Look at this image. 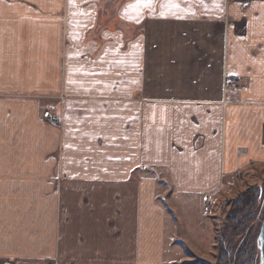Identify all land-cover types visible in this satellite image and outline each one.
<instances>
[{
  "label": "crops",
  "instance_id": "1",
  "mask_svg": "<svg viewBox=\"0 0 264 264\" xmlns=\"http://www.w3.org/2000/svg\"><path fill=\"white\" fill-rule=\"evenodd\" d=\"M166 2L0 0V264L202 260L166 206L264 180V0Z\"/></svg>",
  "mask_w": 264,
  "mask_h": 264
},
{
  "label": "rangeland",
  "instance_id": "2",
  "mask_svg": "<svg viewBox=\"0 0 264 264\" xmlns=\"http://www.w3.org/2000/svg\"><path fill=\"white\" fill-rule=\"evenodd\" d=\"M236 174L238 176H236L235 178L239 179L240 173ZM260 176L264 177V171ZM260 176H257V178ZM257 182L258 179L251 176L250 178L248 177L243 180V185L237 186L236 188L234 187L233 192L229 191L230 194L227 192V190L225 191V193H220V197L215 203L214 210L212 212L205 213L206 216L204 217L201 216L198 212L199 202L198 204H195L193 201L189 200L186 204L187 206L183 207L182 209L175 208L172 204L167 203L169 207L166 206V209L170 214V222H172V224L169 225L168 230L170 226L175 228V237L185 242V244H187L188 246H191V242L189 243L187 241V238H190L191 241L193 240L197 245L205 243V247H203L204 251L206 252V254L204 255V259L201 260L196 258L193 262H195L196 260H200L206 264H217L220 254L219 250L222 249V241L228 242L229 239H231L230 242H232L233 244L232 248H237L238 250H240V254H242L243 257H245L246 255V251L244 250L247 247L248 243L249 246L251 244V246L254 247L257 233L261 228L260 222L261 220H264V216L261 213V206L264 204V180H262L261 182L263 183V187L260 190V196L262 195V199L260 197L259 200L257 199L258 195L256 190L243 197V200L247 201L250 204V207L248 206L247 210L242 214V217L245 218L243 221L244 225L239 227V232H237H241L242 235L233 236V234L235 233L233 231V228L235 230L237 224L226 222L228 220V217H231L232 214L237 212L241 207L240 203L242 202L239 201L238 203H236L238 196L245 191H248L250 188L259 185L256 184ZM258 201H260L261 203H258ZM193 204H195L196 206ZM207 214H209L211 217H209ZM256 214H258L257 219H259V222H252L253 217ZM247 232H249V234L246 235L247 237L245 235L243 236V234H246ZM172 236L173 233L168 237L169 243H171ZM240 242H243V245H238L240 244ZM225 248H227V244Z\"/></svg>",
  "mask_w": 264,
  "mask_h": 264
},
{
  "label": "trees",
  "instance_id": "3",
  "mask_svg": "<svg viewBox=\"0 0 264 264\" xmlns=\"http://www.w3.org/2000/svg\"><path fill=\"white\" fill-rule=\"evenodd\" d=\"M262 187H263V183H260L259 185H256L255 187L250 188L248 191H245L244 193H242V194H240L238 196V198L236 200V203H238L239 201L242 202V203H240L241 204V207L239 206L240 207L239 210L237 212L233 213L231 217H228V220L226 222V223H231V224H237V226H236L237 229L235 228V230H234V228H233V231L235 232L233 234V236H240V235H242L241 232L240 233H237V232H239L238 231L239 230V227H241V226L244 225L243 224V221H244L245 218L242 217V214L247 210V207L248 206L250 207V204L247 201H244L243 200V197H245L246 195L250 194L252 191H255L256 190L257 195H258V198L257 199L259 200V197L262 199V195L260 196V190L262 189ZM260 201H258V203H261ZM250 203H252V202H250ZM257 215L258 214L254 215L252 222L253 221L259 222V219H257ZM260 230H261V228H260ZM260 230L257 233L256 242H255L254 245H258L257 239H258ZM248 234H249V232H247L246 234L244 233L243 236L244 235L246 236ZM230 241H231V239H229L228 242L222 241V249L219 250L220 251V254H219V257H218V263L217 264H244V258L245 257H243V255L240 254V252H241L240 250H238L237 248L236 249H233L232 248V245L233 244ZM226 244H227V248H225L226 247ZM238 245H243V242H240V244H238ZM189 264H206V263H204V262H202L200 260H196L195 262H192V263H189Z\"/></svg>",
  "mask_w": 264,
  "mask_h": 264
},
{
  "label": "snow or ice",
  "instance_id": "4",
  "mask_svg": "<svg viewBox=\"0 0 264 264\" xmlns=\"http://www.w3.org/2000/svg\"><path fill=\"white\" fill-rule=\"evenodd\" d=\"M129 8L135 12L136 17L138 19L139 16L142 14L143 9H149L150 11H152L154 9V4L153 0H136V3L129 5ZM162 8L167 9L169 11L173 9L179 10L180 5L177 0H167V2L162 5ZM125 15H127V12L125 13ZM161 16H164L163 11H161Z\"/></svg>",
  "mask_w": 264,
  "mask_h": 264
},
{
  "label": "flooded vegetation",
  "instance_id": "5",
  "mask_svg": "<svg viewBox=\"0 0 264 264\" xmlns=\"http://www.w3.org/2000/svg\"><path fill=\"white\" fill-rule=\"evenodd\" d=\"M261 213L264 216V204L261 206ZM244 251H246V255L244 258V264H260L261 252L258 249V245H254V247H252L251 244L249 246V243H248Z\"/></svg>",
  "mask_w": 264,
  "mask_h": 264
},
{
  "label": "water",
  "instance_id": "6",
  "mask_svg": "<svg viewBox=\"0 0 264 264\" xmlns=\"http://www.w3.org/2000/svg\"><path fill=\"white\" fill-rule=\"evenodd\" d=\"M258 249L261 252V262L260 264H264V221L261 222V230L257 239Z\"/></svg>",
  "mask_w": 264,
  "mask_h": 264
},
{
  "label": "built area",
  "instance_id": "7",
  "mask_svg": "<svg viewBox=\"0 0 264 264\" xmlns=\"http://www.w3.org/2000/svg\"><path fill=\"white\" fill-rule=\"evenodd\" d=\"M43 118L45 120H50V118H51L50 117V112L49 111L44 112ZM235 176H238V175L236 174ZM211 207H212V202H211L210 198L207 197L205 202H204V213H209Z\"/></svg>",
  "mask_w": 264,
  "mask_h": 264
}]
</instances>
